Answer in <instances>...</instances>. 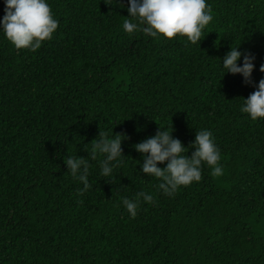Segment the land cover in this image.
I'll list each match as a JSON object with an SVG mask.
<instances>
[{
  "label": "trees",
  "instance_id": "obj_1",
  "mask_svg": "<svg viewBox=\"0 0 264 264\" xmlns=\"http://www.w3.org/2000/svg\"><path fill=\"white\" fill-rule=\"evenodd\" d=\"M47 2L59 27L37 51L0 32V264H264V120L240 111L264 79V0H207L196 45L126 33L127 0ZM238 46L255 57L250 83L220 67ZM170 124L185 147L210 130L223 175L204 166L163 195L134 145ZM111 129L124 162L102 177L89 155L78 195L64 162ZM138 191L154 203L132 218L120 197Z\"/></svg>",
  "mask_w": 264,
  "mask_h": 264
},
{
  "label": "clouds",
  "instance_id": "obj_2",
  "mask_svg": "<svg viewBox=\"0 0 264 264\" xmlns=\"http://www.w3.org/2000/svg\"><path fill=\"white\" fill-rule=\"evenodd\" d=\"M4 15L0 19V32L16 49L37 51L42 43L51 40L59 27V21L54 17L47 0H3ZM113 3V0H111ZM123 7L122 4H119ZM128 17L124 18L123 30L128 34L143 33L150 38L174 37L186 38L185 43L199 44L202 33L212 22L211 6L207 0H127ZM238 47H231L220 61V67L225 74L240 75L245 83L251 82L255 57L250 52H241ZM242 63L238 64V61ZM259 71L264 73V65ZM223 75V76H224ZM242 113L253 121L264 120V79L256 86V91L247 99H242ZM170 126H158L157 133L134 145L141 154L143 163L141 173L156 178L157 188L163 195L171 197L181 186H189L202 179L204 166L211 169L213 176L223 175L220 164L221 152L215 143L210 130L202 129L195 132L192 143L185 147L175 138ZM127 137L99 130L98 137L91 144L90 153L85 145L88 157L79 158L76 155L66 158L67 172L74 180L83 184L78 195H83L90 187L89 155L92 160H100V175L112 176L114 170L123 164L122 142ZM193 149L191 156L187 155ZM161 168L158 164H165ZM138 163H140L138 161ZM140 174V173H139ZM121 203L130 217L135 218L141 203H154V196L146 191H138L132 198L120 197Z\"/></svg>",
  "mask_w": 264,
  "mask_h": 264
}]
</instances>
